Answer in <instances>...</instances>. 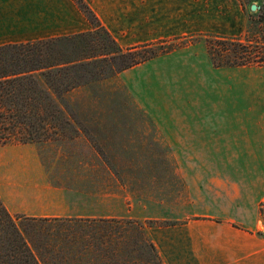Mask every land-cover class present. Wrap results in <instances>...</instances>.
Wrapping results in <instances>:
<instances>
[{
	"label": "rangeland",
	"instance_id": "rangeland-1",
	"mask_svg": "<svg viewBox=\"0 0 264 264\" xmlns=\"http://www.w3.org/2000/svg\"><path fill=\"white\" fill-rule=\"evenodd\" d=\"M115 1L83 0L121 51L146 44L173 48L159 58L140 62L89 86L68 88L62 99L66 123L54 125L55 134L48 141L0 143V199L27 231L25 235L42 264H68V244L63 245L64 233L56 227L49 236L40 225L51 223L35 222L31 217L124 216L144 220L164 264L184 260L192 237L199 244L198 237L210 236L206 234L210 230L199 232L205 223L198 220L206 218L192 216L195 221L190 225L183 219L198 210L189 203L187 166L191 160L198 164L205 158L174 155V123L177 117L188 116L186 102H190L191 94L200 95L192 92L196 87L230 86L229 102L222 100L221 88L208 94L209 115L243 119L246 124L241 127L246 137L242 138L247 148H253L254 140L264 138V0H201L199 19L208 23L203 24L206 30L199 31L195 25L187 24L190 14L179 18L176 11L160 8L162 21L167 16L157 28L159 34L150 40L134 32L133 20H127V9L118 7ZM251 3L257 6L255 10L250 9ZM219 11L228 12L226 17L240 14L243 24L215 23ZM81 12L87 19V30L42 38L76 36L56 46L53 59L78 58L112 49L102 45L104 40L94 28L97 22L92 23L88 14ZM127 21L129 36L119 41L106 28L113 26L118 33L117 26L125 27ZM52 27L57 29L61 24ZM80 33L87 35L79 37ZM209 38L213 58L208 51ZM221 40H226L223 45ZM230 46L238 47V53L226 49ZM228 58L250 60L253 65H217L219 59ZM207 67L214 72L207 74ZM208 160L231 172L253 173L256 177L264 174V156L225 154ZM258 210L264 223L260 202Z\"/></svg>",
	"mask_w": 264,
	"mask_h": 264
},
{
	"label": "crops",
	"instance_id": "crops-1",
	"mask_svg": "<svg viewBox=\"0 0 264 264\" xmlns=\"http://www.w3.org/2000/svg\"><path fill=\"white\" fill-rule=\"evenodd\" d=\"M115 2L118 7L127 9V20H133L134 32H141L143 38L148 40L155 38L159 34L157 28L164 24L167 15L162 21L160 8L176 11L179 18L182 14H190L187 24L195 25L197 31L208 23L199 19L201 0ZM206 3L208 5L209 2ZM221 13L224 16H220ZM226 13L228 12L219 11L214 22L243 24L240 14L226 17ZM128 21L125 27L117 26L118 33L113 26L109 28L105 25L110 32L115 33L114 37L119 41L122 37L129 36L126 29ZM52 24H61V27L56 29ZM200 24L202 27L199 28ZM182 26L181 23L180 28ZM84 30H87V19L73 0H0V45L26 43ZM251 65L253 64L238 67ZM207 68V74L214 72V69ZM191 87L194 88V85ZM220 88L223 89L222 100L229 102L230 86L214 87L207 84L196 87V91L192 92L200 95L195 97L191 94L190 102H186L190 105V109L186 105L188 116L177 117L174 123V155L191 159L205 158L199 160V163L205 164H195V160H191L192 164L187 166L190 169V175L186 177L190 184L189 203L197 206L198 210L191 211V216L186 215L183 219L188 220L186 225H190V222L195 221L194 217L206 218L198 220L205 223L199 232L210 230L209 233L204 232L210 236L198 237L199 244L193 242L195 237H192L191 247L187 251L189 255L184 260H175L171 264H264V223L258 210L259 202L264 197V174L256 177L253 173L231 172L225 166L210 164L208 160L225 154L237 157L264 156V138L254 140L256 144L253 142V148H247L246 139L242 138L246 137L245 130L241 127L246 124L243 119L232 120L229 112L226 117L209 115L211 106L208 94ZM203 92L207 94L204 96ZM262 134L264 135V131ZM218 145L220 148L216 149L215 146ZM247 150L249 151L246 152Z\"/></svg>",
	"mask_w": 264,
	"mask_h": 264
},
{
	"label": "trees",
	"instance_id": "trees-1",
	"mask_svg": "<svg viewBox=\"0 0 264 264\" xmlns=\"http://www.w3.org/2000/svg\"><path fill=\"white\" fill-rule=\"evenodd\" d=\"M76 3L92 23L97 22L94 28L104 40L102 45L112 49L78 58L53 59L56 46L75 35L0 45V143L48 141L55 134L52 127L66 123L62 99L68 88L89 86L173 48L146 44L123 52L83 0ZM207 41L213 58L212 42L210 38ZM226 49L238 53V47ZM219 56L222 58L223 54ZM219 60L217 65L250 63L236 58ZM31 218L35 222L51 223V226L40 224L49 236L54 231L52 227L64 233L68 264L70 261L75 264H164L148 234L150 226L144 220L124 216ZM26 233L0 199V264H42Z\"/></svg>",
	"mask_w": 264,
	"mask_h": 264
},
{
	"label": "built area",
	"instance_id": "built-area-1",
	"mask_svg": "<svg viewBox=\"0 0 264 264\" xmlns=\"http://www.w3.org/2000/svg\"><path fill=\"white\" fill-rule=\"evenodd\" d=\"M260 208L264 210V197L260 201Z\"/></svg>",
	"mask_w": 264,
	"mask_h": 264
},
{
	"label": "water",
	"instance_id": "water-1",
	"mask_svg": "<svg viewBox=\"0 0 264 264\" xmlns=\"http://www.w3.org/2000/svg\"><path fill=\"white\" fill-rule=\"evenodd\" d=\"M256 7H257V6H256L255 4H251L250 9H251V10H255Z\"/></svg>",
	"mask_w": 264,
	"mask_h": 264
}]
</instances>
